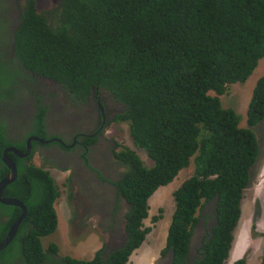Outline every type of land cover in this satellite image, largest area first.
<instances>
[{
	"label": "trees",
	"instance_id": "1",
	"mask_svg": "<svg viewBox=\"0 0 264 264\" xmlns=\"http://www.w3.org/2000/svg\"><path fill=\"white\" fill-rule=\"evenodd\" d=\"M25 7L15 57L72 96L110 93L122 106L116 120L128 123L131 140L152 162L121 144L117 157L125 170L117 184L130 205L128 242L81 259L60 256L54 243L45 249L42 238L59 224L60 186L33 153L22 158L9 152L18 177L4 195L24 201L28 214L0 252V264H129L152 229L144 223L149 198L192 163L193 174L174 191L176 210L162 255L173 252L175 264H225L260 154L252 127L264 120V76L248 105V128L222 97L231 85L246 82L264 58V0H61L50 13L28 0ZM4 28L0 20V33ZM5 45L0 41V104L17 103L22 76ZM5 126L0 122V181L10 172L4 149L27 147L12 142ZM209 204L216 220L202 256L191 263L192 236ZM21 214L19 206L0 202V242ZM235 264L248 263L240 258Z\"/></svg>",
	"mask_w": 264,
	"mask_h": 264
},
{
	"label": "flooded vegetation",
	"instance_id": "2",
	"mask_svg": "<svg viewBox=\"0 0 264 264\" xmlns=\"http://www.w3.org/2000/svg\"><path fill=\"white\" fill-rule=\"evenodd\" d=\"M4 1L9 3V27L3 35L5 54L17 64L22 79L17 103L0 104V122L6 124L5 131L14 143L25 142L27 146L28 139L34 136L46 141L32 140L33 159L38 153L42 159L38 166L47 169L58 165L68 171L69 187L80 197L81 227L98 228L109 252L124 247L128 242L126 215L130 205L117 184L125 170V164L117 157L123 134H115V129H123L126 123L116 120L121 103L103 90L95 89L87 98L72 96L63 84L21 64L15 57L16 35L28 0ZM60 1L54 0L53 7L44 12L55 11ZM39 131L41 135H37ZM202 212L190 244L191 263L202 256L205 236L216 220L212 210ZM174 260L170 251L160 255L156 263L175 264Z\"/></svg>",
	"mask_w": 264,
	"mask_h": 264
},
{
	"label": "rangeland",
	"instance_id": "3",
	"mask_svg": "<svg viewBox=\"0 0 264 264\" xmlns=\"http://www.w3.org/2000/svg\"><path fill=\"white\" fill-rule=\"evenodd\" d=\"M53 2L54 0H36L37 8L43 12L51 9ZM8 7V2L4 0L0 2L2 10L0 20L2 26L5 27L4 32L0 33V41H4L3 35L9 27ZM5 20L6 22H4ZM262 76H264V58L260 59L258 67L246 82L231 85L228 93L222 97L225 107H232L239 113L241 116L240 125L243 127H249L247 122L248 105L253 90ZM128 127L126 122L123 129H115L116 135L123 134L120 142L136 150L146 164L152 162L146 150L139 148L131 140L127 131ZM252 129L256 133L260 145V154L251 170L250 184L242 201V215L234 231L232 249L225 264H235L240 258H245L248 264L264 263V120ZM33 160L37 165L42 164L38 153L35 154ZM47 169L60 185L61 196L55 205L59 217L58 228L54 233L42 238L45 249L54 243L58 246V254L62 257L93 258L96 252L106 245V240L99 233L98 228L89 226L83 229L81 227L80 197L74 194V189L69 187L68 171L58 165H52ZM192 174L193 163L182 169L171 183L161 186L149 198V216L144 220V223L152 229L143 244L138 250L136 249L135 253L133 252L129 264H156V257L162 255V251L166 247L169 228L176 210L174 191ZM76 196H78L77 199ZM206 207L204 209L206 211H210L212 208L210 204ZM155 216H159L158 222L154 221Z\"/></svg>",
	"mask_w": 264,
	"mask_h": 264
},
{
	"label": "water",
	"instance_id": "4",
	"mask_svg": "<svg viewBox=\"0 0 264 264\" xmlns=\"http://www.w3.org/2000/svg\"><path fill=\"white\" fill-rule=\"evenodd\" d=\"M32 140H39L41 142H46L44 139H41L39 137H31L28 139L27 142V151L22 152L19 148L15 146H9L4 150L3 153V161L7 164V166L10 169V172L7 174L5 178H3L0 181V202L7 204V205H14L19 206L22 208V214L18 217V219L13 223L10 231L8 232L7 236L0 242V252L6 249L11 242L16 237V234L18 232V229L23 221V219L28 214V208L27 205L19 198L16 197H8L4 195L5 188L12 182H14L18 177V168L14 160L8 156L9 152H14L16 155L20 157H27L30 155L32 150ZM158 263V262H157ZM156 263V264H157Z\"/></svg>",
	"mask_w": 264,
	"mask_h": 264
},
{
	"label": "crops",
	"instance_id": "5",
	"mask_svg": "<svg viewBox=\"0 0 264 264\" xmlns=\"http://www.w3.org/2000/svg\"><path fill=\"white\" fill-rule=\"evenodd\" d=\"M137 250H138V248H137ZM137 250H135L134 251V253L137 251ZM132 256V255H131ZM131 258V257H130ZM160 258V256L159 257H156V262L158 261V259ZM130 263V262H129Z\"/></svg>",
	"mask_w": 264,
	"mask_h": 264
}]
</instances>
